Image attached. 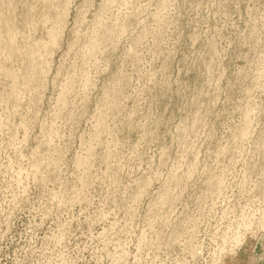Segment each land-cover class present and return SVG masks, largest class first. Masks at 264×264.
<instances>
[{"label": "rangeland", "instance_id": "1", "mask_svg": "<svg viewBox=\"0 0 264 264\" xmlns=\"http://www.w3.org/2000/svg\"><path fill=\"white\" fill-rule=\"evenodd\" d=\"M44 255L264 264V0H0V264Z\"/></svg>", "mask_w": 264, "mask_h": 264}, {"label": "built area", "instance_id": "2", "mask_svg": "<svg viewBox=\"0 0 264 264\" xmlns=\"http://www.w3.org/2000/svg\"><path fill=\"white\" fill-rule=\"evenodd\" d=\"M30 263H38V264H72L73 261L71 259L66 258L63 255L59 256H40L39 259H29ZM122 263V260L119 261Z\"/></svg>", "mask_w": 264, "mask_h": 264}, {"label": "bare ground", "instance_id": "3", "mask_svg": "<svg viewBox=\"0 0 264 264\" xmlns=\"http://www.w3.org/2000/svg\"><path fill=\"white\" fill-rule=\"evenodd\" d=\"M195 225V224H194ZM244 237V236H243ZM241 240V239H240ZM239 242V241H238ZM237 245H239V244H237ZM199 249V248H198ZM197 251V250H196ZM127 255V254H126ZM136 256V255H135ZM140 257V256H139ZM125 258V257H124ZM136 258V257H135ZM121 259V258H120Z\"/></svg>", "mask_w": 264, "mask_h": 264}]
</instances>
